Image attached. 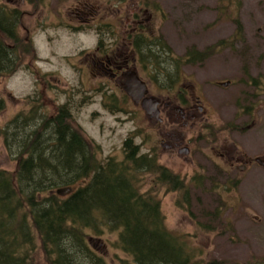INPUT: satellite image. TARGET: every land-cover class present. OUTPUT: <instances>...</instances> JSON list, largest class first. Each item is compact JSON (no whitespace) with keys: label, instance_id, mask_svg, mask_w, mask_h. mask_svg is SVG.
<instances>
[{"label":"rangeland","instance_id":"obj_1","mask_svg":"<svg viewBox=\"0 0 264 264\" xmlns=\"http://www.w3.org/2000/svg\"><path fill=\"white\" fill-rule=\"evenodd\" d=\"M154 1L156 6L146 5L145 0H0L8 9L25 12L17 30L37 56L26 57L12 75L0 74V126L38 99L49 113L68 103L73 123L100 145L102 158L123 159L124 141L132 135L143 153L156 155L184 178L193 216L177 207L179 192L158 186L151 174L145 176L143 189L150 187L160 197L167 227L202 251L198 261L264 264V165L250 163L237 170L227 163V155L236 150L264 158V0ZM85 3L102 9L94 23H83L74 14L76 5L83 8ZM136 6H144L145 16H151L144 33L150 38L162 36L175 57H184L193 48L213 49L205 61L182 65L177 81L163 68L156 69L149 52L142 56L135 51L136 69L148 82L150 95L171 103L201 96L207 113L187 126L171 121L168 113L159 114L165 119L162 122L147 115L141 100L128 101L126 91L109 87L93 64L91 53L100 38L110 45L120 36L118 44L124 50L126 16ZM219 81L230 84L219 85ZM113 93H119L116 99L122 108L118 111L106 105L118 106L109 99ZM216 165L227 171L225 177ZM16 166L17 160L1 140L0 168L12 171ZM196 176H203L204 189L195 184ZM240 176L237 191L224 187L227 178ZM217 210L220 219L213 217ZM198 222L212 226L202 228ZM100 230L99 235L88 230L87 239L108 264L129 258L116 246L117 230L105 225ZM31 260L29 264H47L40 250Z\"/></svg>","mask_w":264,"mask_h":264},{"label":"trees","instance_id":"obj_2","mask_svg":"<svg viewBox=\"0 0 264 264\" xmlns=\"http://www.w3.org/2000/svg\"><path fill=\"white\" fill-rule=\"evenodd\" d=\"M145 2L156 6L154 0ZM20 13L0 4V74L12 75L26 57L37 58L17 30ZM135 50L142 56L149 52L156 69L163 68L171 79L181 77L182 65L205 61L213 49L193 48L178 58L162 36L142 33ZM32 100L31 108L0 126V141L17 160L15 170L0 168V264H29L38 250L47 264H108L87 239L88 230L99 235L104 225L118 231L116 246L129 257L120 264L211 263L198 261L202 251L167 227L160 197L150 187L143 189L145 176L151 174L158 186L179 192L177 207L193 216L184 178L156 155L140 153L132 135L124 141L123 159L102 158L100 145L73 123L68 103L49 113L40 100ZM193 180L203 187V176ZM237 183L227 178L225 187L236 190ZM60 188L71 191L60 195ZM218 213L212 214L215 219H220ZM198 225L208 228L212 223Z\"/></svg>","mask_w":264,"mask_h":264},{"label":"flooded vegetation","instance_id":"obj_3","mask_svg":"<svg viewBox=\"0 0 264 264\" xmlns=\"http://www.w3.org/2000/svg\"><path fill=\"white\" fill-rule=\"evenodd\" d=\"M9 2H11V0H9ZM11 5H13V2L11 3ZM83 6H84L83 8H80L77 4L76 7L74 8L75 9L74 14H76L80 20H83L82 21L83 23H86V24L94 23L97 19V15L102 11L101 7L97 5V7L91 6V8H88L89 7L88 3H85ZM5 7L7 8L6 5ZM13 9H15L16 11L20 10L17 7ZM146 10L147 9H142L141 7L136 6L132 10V12L128 13V15L126 16V25H125L126 29L124 33L126 36L123 37V40H122L123 45L125 46L124 50L120 49L121 46L118 44L121 37L116 36L115 40L113 41L114 43L111 42L110 45L105 44L104 39L100 38L98 41L99 45L97 46V49L91 53L94 66L99 69L100 71L99 74H101L103 78H105L106 80L104 83L113 89H115L114 88L115 85L118 86L119 90H121L122 93L125 92L127 74L134 71L136 72V74H138L140 79H142L148 86V90L145 95L152 96L148 92L149 91L148 82L140 75L139 71L136 69L137 58H136V53H135L136 51L135 46L131 47V44L134 41L137 42L138 36L144 33L146 22L151 21L150 19L151 16H148V17L145 16ZM20 12H21L20 13V16H21L20 21H21V18L25 16L24 15L25 12L22 10H20ZM32 16H35V15H32ZM27 33L29 34V32ZM109 46H111L112 48L109 49ZM178 79L179 78H177L176 81ZM110 81L115 82L114 86L111 85ZM222 83L223 82L221 81L217 82V84L219 85H222ZM175 85L176 84L174 82L171 85V87ZM262 93L264 94L263 90H262ZM112 95H113V99H116V96H118L119 93L118 94L113 93ZM200 97L201 96H197V97L191 96L189 101L184 99L183 97H180L181 101L176 102V103H171L169 101L163 102L162 99L158 97H155V98H157V100L159 101L158 108L160 110L161 115L163 113H168L169 117H171V121L173 119H176V120H179L180 123L182 122L184 126H187L190 120L201 118L204 115V113L205 114L207 113V110L205 109V107L201 105ZM129 99L132 100V102L133 101L136 102L131 96L128 97V101ZM192 100H193V103H192ZM106 104L108 103L106 102ZM108 107L110 108V106ZM196 107L198 108V110L196 109ZM121 108H113V109L118 111ZM162 121H165L163 117L161 118L160 122ZM233 128L237 129L238 126H234ZM220 156L225 157V155H222V154H220ZM257 158H259L258 155L251 156V155H248V153L243 150L241 151L236 150V151H233L232 154L227 155V163H229L231 168H236L238 170L239 167H241V169H245L244 166L247 164L258 163ZM216 167H218L219 172L225 177L227 171L223 170L218 165H216ZM241 178L242 176H240V178L235 177L232 179L233 181L238 182L236 186H239L241 182ZM225 184H227V182ZM225 184H224V187H225ZM231 185L232 184L230 183V186ZM228 190H233V189L228 187Z\"/></svg>","mask_w":264,"mask_h":264},{"label":"water","instance_id":"obj_4","mask_svg":"<svg viewBox=\"0 0 264 264\" xmlns=\"http://www.w3.org/2000/svg\"><path fill=\"white\" fill-rule=\"evenodd\" d=\"M126 84H125V91L131 96L133 97V99L136 102H139L141 100L142 106L144 108V110L146 111V114L149 116H152L154 118H156L157 120H161V118L159 117L160 114V110L158 108L159 105V101L157 100V98L155 97H147L145 96L146 92H147V84L142 81L138 75L136 74V72H131L129 74H127L126 76ZM223 86H228L230 84L229 81L227 82H223L222 83ZM186 153H188L189 149L186 147V150H184ZM257 161L261 164L264 165V158H257ZM71 189H64V188H60L57 189V193L60 195H64L65 193L70 192Z\"/></svg>","mask_w":264,"mask_h":264}]
</instances>
